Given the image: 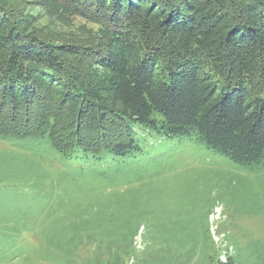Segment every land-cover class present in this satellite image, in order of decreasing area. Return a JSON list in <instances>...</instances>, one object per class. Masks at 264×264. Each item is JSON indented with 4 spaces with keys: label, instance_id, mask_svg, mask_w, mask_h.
I'll use <instances>...</instances> for the list:
<instances>
[{
    "label": "trees",
    "instance_id": "trees-1",
    "mask_svg": "<svg viewBox=\"0 0 264 264\" xmlns=\"http://www.w3.org/2000/svg\"><path fill=\"white\" fill-rule=\"evenodd\" d=\"M13 1L0 0V137L20 141L21 168L38 189L58 184L55 174L64 184L71 174L142 181L127 160L143 152L139 128L264 168V0H43L97 25L91 41L49 36L32 25L26 0ZM53 154L70 166L47 168ZM82 217L65 220L70 230L46 237L48 246L66 257L103 243ZM139 226L119 234L125 248ZM195 243L179 239L189 263ZM208 248L193 264H219Z\"/></svg>",
    "mask_w": 264,
    "mask_h": 264
},
{
    "label": "rangeland",
    "instance_id": "rangeland-1",
    "mask_svg": "<svg viewBox=\"0 0 264 264\" xmlns=\"http://www.w3.org/2000/svg\"><path fill=\"white\" fill-rule=\"evenodd\" d=\"M26 1L36 29L61 41L92 40L97 25L43 0ZM135 137L143 152L127 160L142 181L130 173L128 181L81 183L71 174L70 184L57 182V169L70 165L53 154L45 165L57 167L52 177L58 184L48 180L39 189L21 168L26 152L20 141L0 137V264H193L203 245L219 264H264V168L247 169L188 138L142 128ZM83 215L108 236L103 243L71 248L66 257L48 246L46 237L70 230L65 220L77 223ZM136 223L132 246L125 248L119 234ZM37 224L46 232L36 234ZM181 237L198 243L191 263Z\"/></svg>",
    "mask_w": 264,
    "mask_h": 264
}]
</instances>
